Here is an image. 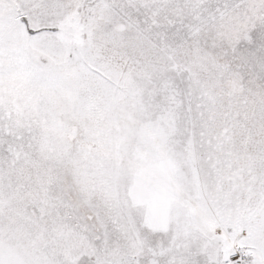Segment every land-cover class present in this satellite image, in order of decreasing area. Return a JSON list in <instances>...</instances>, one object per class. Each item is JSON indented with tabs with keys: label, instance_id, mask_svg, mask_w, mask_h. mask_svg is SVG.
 Segmentation results:
<instances>
[{
	"label": "rangeland",
	"instance_id": "rangeland-1",
	"mask_svg": "<svg viewBox=\"0 0 264 264\" xmlns=\"http://www.w3.org/2000/svg\"><path fill=\"white\" fill-rule=\"evenodd\" d=\"M0 264H264V0H0Z\"/></svg>",
	"mask_w": 264,
	"mask_h": 264
},
{
	"label": "built area",
	"instance_id": "built-area-1",
	"mask_svg": "<svg viewBox=\"0 0 264 264\" xmlns=\"http://www.w3.org/2000/svg\"><path fill=\"white\" fill-rule=\"evenodd\" d=\"M231 260L237 261V262H242L245 260V255L240 254V253H235L231 255Z\"/></svg>",
	"mask_w": 264,
	"mask_h": 264
}]
</instances>
